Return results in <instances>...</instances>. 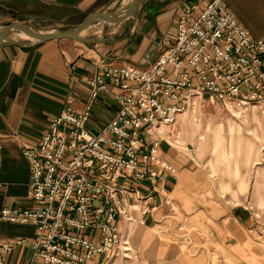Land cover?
<instances>
[{
    "label": "crops",
    "instance_id": "0c3cea01",
    "mask_svg": "<svg viewBox=\"0 0 264 264\" xmlns=\"http://www.w3.org/2000/svg\"><path fill=\"white\" fill-rule=\"evenodd\" d=\"M117 0H0V28L7 23L43 22L49 26L71 27L91 11L114 10ZM207 0H137L133 11L113 22L122 28L116 33L91 30L88 24L76 36L42 40L0 41V207L32 208L26 196L29 162L22 153L24 144L36 142L49 120L68 104L81 108L87 97L85 79L100 69L97 64L132 65L147 68L170 43L175 20L185 10L184 22L196 16ZM226 9L246 33L257 38L264 33V0H222ZM104 28V29H103ZM82 31V32H81ZM100 91L90 103L85 127L97 132L112 116L115 103L111 93ZM162 103L167 100L160 99ZM175 101L176 100H171ZM174 114L173 122H143V150L157 139L153 182H131L120 178L124 203H119L115 227L120 242L113 254H95L85 264H182L177 246L162 238L172 216H180L193 227L194 236L215 247L233 264H254L256 251L245 233L249 215L242 208L223 206L205 192L201 171L190 150L187 134L182 146L172 138L183 123ZM147 129L150 133L144 130ZM165 231L162 226H165ZM163 231V232H162ZM83 233L95 240L94 229ZM34 234L30 222L0 218V245L7 239L23 238L8 249H0V264H43L31 255L29 239ZM121 240L128 246L122 254ZM259 263L264 257L258 258ZM195 264V263H193Z\"/></svg>",
    "mask_w": 264,
    "mask_h": 264
},
{
    "label": "built area",
    "instance_id": "2783aa9c",
    "mask_svg": "<svg viewBox=\"0 0 264 264\" xmlns=\"http://www.w3.org/2000/svg\"><path fill=\"white\" fill-rule=\"evenodd\" d=\"M187 11L147 68L97 64L100 70L85 80V104L62 106L40 138L22 146L29 162L26 196L34 206L0 207V218L33 224L26 241L43 264H85L95 254L114 253L120 242L115 220L124 203L120 178L134 183L157 178V139L141 148L143 122H173L194 95L230 106L264 97V33L250 37L222 0H207L185 23ZM109 85L115 87V110L99 131L90 132L85 123L91 100ZM144 130L150 133L147 126ZM85 228L94 229L97 238L86 236ZM22 240L7 239L0 249ZM121 244L127 254L128 246Z\"/></svg>",
    "mask_w": 264,
    "mask_h": 264
},
{
    "label": "rangeland",
    "instance_id": "374dc122",
    "mask_svg": "<svg viewBox=\"0 0 264 264\" xmlns=\"http://www.w3.org/2000/svg\"><path fill=\"white\" fill-rule=\"evenodd\" d=\"M127 2L117 0L113 11H119ZM112 23L94 17L86 31L91 34V30L95 31L97 27L101 31L102 26H110L107 33L122 29L119 24L111 29ZM24 24L39 31L63 28L43 22ZM14 31L9 29L5 36L17 40L30 39L17 37ZM191 100L194 102L176 115L183 125L172 141L174 145L182 146L183 136L187 134L205 192L223 206L242 208L247 212L250 219L245 233L257 257H264V97L245 104L232 103V106L223 105L218 100L211 102L203 94L194 95ZM172 218L168 228L173 232L165 233L162 238L177 246L182 264H233L220 256L215 247L194 236L193 227L180 216ZM162 227L167 230L166 225ZM251 254L256 260L254 264H264Z\"/></svg>",
    "mask_w": 264,
    "mask_h": 264
},
{
    "label": "water",
    "instance_id": "95a60500",
    "mask_svg": "<svg viewBox=\"0 0 264 264\" xmlns=\"http://www.w3.org/2000/svg\"><path fill=\"white\" fill-rule=\"evenodd\" d=\"M137 0H128V2L123 6V11L119 14H116L118 11L106 10V11H91L87 13L82 20H80L77 24L67 28L55 29V30H47V31H39L28 27L24 24L23 21L18 20L15 22L4 24L0 28V41L3 40H12L11 38H7L5 36L6 32L9 29H19L23 32L29 34L35 40H42L52 37H61V36H69V37H77V32L82 29L84 26L89 24L94 17H99L102 20L117 22L124 19L128 16L134 9Z\"/></svg>",
    "mask_w": 264,
    "mask_h": 264
},
{
    "label": "bare ground",
    "instance_id": "6f19581e",
    "mask_svg": "<svg viewBox=\"0 0 264 264\" xmlns=\"http://www.w3.org/2000/svg\"><path fill=\"white\" fill-rule=\"evenodd\" d=\"M122 11H123V8L120 9V10L118 11V13L120 14ZM111 28H112V27H111ZM14 30H15V31H14V35H16L17 37L33 39V37H31L29 34L23 32L22 30H19V29H14ZM192 102H194V101H192ZM191 106H192V105H191ZM190 108L192 109L193 107H190ZM192 110H193V109H192ZM194 110H195V109H194Z\"/></svg>",
    "mask_w": 264,
    "mask_h": 264
}]
</instances>
